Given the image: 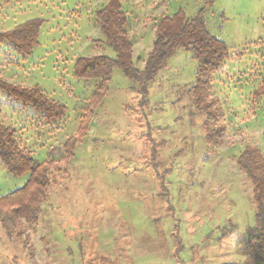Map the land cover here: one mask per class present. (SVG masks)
Listing matches in <instances>:
<instances>
[{
	"label": "rangeland",
	"instance_id": "374dc122",
	"mask_svg": "<svg viewBox=\"0 0 264 264\" xmlns=\"http://www.w3.org/2000/svg\"><path fill=\"white\" fill-rule=\"evenodd\" d=\"M205 1L120 0L131 60L141 70L162 17L182 11L193 18L204 8L208 33L228 53L208 91L216 101L211 112L221 115L217 125L192 106L190 52L177 50L168 60L148 84L145 106L136 84L114 68L36 222H21L10 235L0 225V264H249L243 236L254 226L255 204L236 160L248 146L264 156V0ZM105 4L0 0V33L41 21L31 54L0 43V80L37 86L65 107L63 117L46 122L0 91V124L36 161L62 159L95 89V82L74 77L76 59L116 58L96 17ZM205 127H223L222 140L208 143ZM27 179L0 163V197Z\"/></svg>",
	"mask_w": 264,
	"mask_h": 264
},
{
	"label": "trees",
	"instance_id": "16d2710c",
	"mask_svg": "<svg viewBox=\"0 0 264 264\" xmlns=\"http://www.w3.org/2000/svg\"><path fill=\"white\" fill-rule=\"evenodd\" d=\"M214 0H206L211 6ZM204 8L193 18H187L182 11L172 16L162 17L154 27L152 47L144 61L143 69H138L131 60V43L127 35V17L120 0H106V4L96 12L99 30L106 43L116 54L115 59L104 56L81 57L74 63L73 75L76 79L95 82L81 117L77 132L63 144V156L59 161L52 159L34 160L29 153L20 149L10 127L0 124V163L13 176L28 173L25 185L0 197V225L7 235L20 226L35 223L40 212V204L54 179V174L65 168L72 158L77 141L84 135L93 118L97 106L108 91L109 75L114 68L137 86L139 106H145L148 84L156 79L159 71L177 50L190 52L196 62L194 85L192 86V106L206 121L215 125L221 115L212 113L216 101L209 99L211 75L217 71L227 57L225 44L211 36L203 20ZM41 21L31 20L14 29L0 33V43H8L19 54L29 55L37 43ZM264 93V88L261 89ZM0 91L23 106L31 108L46 122L60 119L65 107L49 99L37 86L25 88L0 80ZM261 92V91H260ZM208 143L216 144L223 138L224 128L204 129ZM236 165L252 185L255 204L254 226L247 228L243 236V246L249 264H264V156L255 147H245L236 160ZM65 172V169H64Z\"/></svg>",
	"mask_w": 264,
	"mask_h": 264
}]
</instances>
